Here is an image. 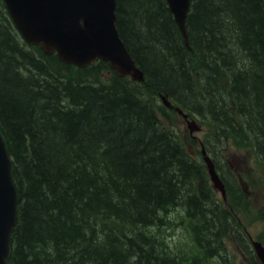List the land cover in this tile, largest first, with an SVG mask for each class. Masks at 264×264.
Segmentation results:
<instances>
[{
	"label": "trees",
	"instance_id": "1",
	"mask_svg": "<svg viewBox=\"0 0 264 264\" xmlns=\"http://www.w3.org/2000/svg\"><path fill=\"white\" fill-rule=\"evenodd\" d=\"M116 14L145 83L100 82L103 63L28 47L0 0V131L18 193L8 264H234L204 168L156 120L154 96L264 155V1L192 0L190 49L164 0H117Z\"/></svg>",
	"mask_w": 264,
	"mask_h": 264
},
{
	"label": "water",
	"instance_id": "2",
	"mask_svg": "<svg viewBox=\"0 0 264 264\" xmlns=\"http://www.w3.org/2000/svg\"><path fill=\"white\" fill-rule=\"evenodd\" d=\"M3 1L16 28L27 42H41L47 53L56 50L61 60L79 66H85L100 56L109 60L120 76L129 74L134 80H142V73L134 66L115 29V0ZM166 1L187 44L185 19L189 0ZM162 99L165 105L170 106L165 98ZM189 128L195 130L193 125H189ZM205 161L214 186L223 193L213 165L207 157ZM10 167L0 135V264H6L10 234L16 223L17 195ZM253 245L264 264V249L259 243Z\"/></svg>",
	"mask_w": 264,
	"mask_h": 264
},
{
	"label": "rangeland",
	"instance_id": "3",
	"mask_svg": "<svg viewBox=\"0 0 264 264\" xmlns=\"http://www.w3.org/2000/svg\"><path fill=\"white\" fill-rule=\"evenodd\" d=\"M106 75L108 74L103 75V79L106 78ZM157 102L160 105L158 98ZM157 117L159 120L164 119L165 122L175 128L178 139L181 140L182 144L185 145L191 143L188 141L190 136L188 134L186 123L180 116H177L175 113H172L169 114L167 118H164L162 111H158ZM196 121L201 125L199 118H196ZM204 130H206V127L204 128ZM194 136H196L197 139H202L204 133H195ZM196 146L199 148L198 144H196ZM212 148L214 151L221 152L220 154L224 155V161L229 164L231 170L234 171V175L237 179H239L241 188L247 193L249 203L255 211L258 205L264 203V178L262 177V170L256 164L254 155L249 154L247 150H237L234 145H231L230 147L224 149L223 145L220 142L218 143V145H215ZM211 157L216 158L218 156L211 154ZM220 159L223 160L222 157H220ZM243 172H245V174H242ZM215 197L216 199L221 200L220 195L218 193H215ZM251 215L252 214H250V216ZM245 226L247 227V230L251 235H257L262 230V224L255 222V220H251V224H245ZM236 248L237 247L235 245L230 246L231 252L235 254L237 260L239 258L244 259L240 255V253L237 252Z\"/></svg>",
	"mask_w": 264,
	"mask_h": 264
},
{
	"label": "bare ground",
	"instance_id": "4",
	"mask_svg": "<svg viewBox=\"0 0 264 264\" xmlns=\"http://www.w3.org/2000/svg\"><path fill=\"white\" fill-rule=\"evenodd\" d=\"M217 28V27H216ZM216 32V31H215ZM257 36V35H256ZM200 37V36H199ZM201 39V38H200ZM233 39V38H232ZM217 42V41H216ZM236 43V42H235ZM252 43V42H251ZM149 44V43H148ZM214 44V43H213ZM245 44V43H244ZM252 46V44H251ZM139 48V47H138ZM143 51V50H142ZM226 52V51H225ZM177 53V52H176ZM200 53V52H199ZM221 53V52H220ZM219 54V53H218ZM150 56V55H149ZM209 57V56H208ZM185 58V57H184ZM26 59V58H25ZM186 59V58H185ZM225 59V58H224ZM232 60V59H231ZM163 63V62H162ZM189 65V64H188ZM147 66V65H146ZM50 71V70H49ZM45 73V72H44ZM214 74V73H213ZM29 76V75H28ZM40 77V76H39ZM182 77V76H181ZM35 78V77H34ZM47 78V77H46ZM85 78V77H84ZM185 78V77H184ZM72 80V79H71ZM47 81V80H46ZM187 81V80H186ZM81 82V81H80ZM91 82V81H90ZM165 82V81H164ZM85 83V82H84ZM119 86V85H118ZM209 86V85H208ZM169 87V86H168ZM179 88V87H178ZM109 91V90H108ZM170 91V90H169ZM189 92V91H188ZM91 93V92H90ZM104 93V92H103ZM176 93V92H175ZM129 95V94H128ZM187 95V94H186ZM105 97V96H104ZM119 98V97H118ZM86 101V100H85ZM196 101V100H195ZM208 102V101H207ZM192 104V103H191ZM258 108V107H257ZM61 109V108H60ZM74 109V108H72ZM143 113V112H142ZM262 113V112H261ZM64 116V115H63ZM142 119V118H141ZM119 123V122H118ZM252 125V124H251ZM250 126V125H249ZM264 126V125H263ZM226 127V126H225ZM254 130V129H253ZM249 131V130H248ZM264 132V131H263ZM258 135V134H257ZM259 142V141H258ZM161 157V156H160ZM185 180V179H184ZM165 182V181H164ZM97 187V186H96ZM152 189V188H151ZM184 190V189H183ZM151 192V191H150ZM153 192V191H152ZM169 193V192H168ZM156 194V193H155ZM178 194V193H177ZM101 195V194H100ZM113 195V194H112ZM119 196V195H118ZM185 196V195H184ZM104 197V196H103ZM113 197V196H112ZM154 199V198H153ZM175 199V198H174ZM123 202V201H122ZM122 204V203H121ZM176 206V205H175ZM76 207V206H75ZM122 207V206H121ZM172 207V206H171ZM29 212V211H28ZM67 212V211H66ZM68 213V212H67ZM150 213V212H149ZM28 214V213H27ZM99 214V213H98ZM97 214V215H98ZM150 216V215H149ZM162 217V216H161ZM210 218V217H209ZM33 219V218H32ZM35 219V218H34ZM81 219V218H80ZM39 220V219H38ZM127 221V220H125ZM45 222V221H44ZM94 222V221H93ZM52 223V222H51ZM210 225V224H209ZM218 225V224H217ZM35 226V225H34ZM135 227V226H134ZM50 228V227H49ZM45 229V228H44ZM60 230V229H59ZM200 230V229H199ZM109 231V230H108ZM43 232V231H42ZM54 232V231H53ZM131 233V232H130ZM155 233V232H154ZM53 234V233H52ZM212 234V233H211ZM132 235V234H131ZM208 235V234H207ZM210 236V235H209ZM68 238V237H67ZM136 239V238H135ZM74 241V240H73ZM71 242V241H70ZM72 243V242H71ZM156 245V244H155ZM161 247V246H160ZM206 247V246H205ZM99 248V247H98ZM129 248V247H128ZM61 249V248H60ZM101 250V249H100ZM104 252V251H103ZM100 255V254H99ZM114 261V260H113Z\"/></svg>",
	"mask_w": 264,
	"mask_h": 264
}]
</instances>
